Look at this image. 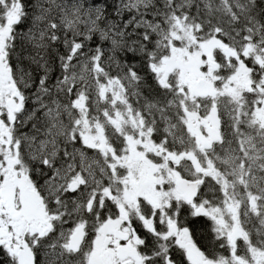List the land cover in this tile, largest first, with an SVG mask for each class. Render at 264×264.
Returning a JSON list of instances; mask_svg holds the SVG:
<instances>
[{"label": "trees", "instance_id": "obj_1", "mask_svg": "<svg viewBox=\"0 0 264 264\" xmlns=\"http://www.w3.org/2000/svg\"><path fill=\"white\" fill-rule=\"evenodd\" d=\"M46 1L43 0V5L47 6L50 11L38 12L30 6L29 19L33 15H44V23L55 20L58 24V34L62 33L65 28L69 31V34L75 33L77 35L88 29H96V35L93 36V39L101 35V30H103L104 33H107L109 41L113 38L117 41L113 46L112 61L102 60L100 62L105 65L104 69L97 65L89 70L88 62L82 61L85 66L77 69L74 79L72 78L71 68L69 69L70 79L66 86L75 83L78 90L82 88L84 91V95L80 99L83 101V106H78L79 100L76 102L79 111L82 113L80 120L87 117L91 122L96 120L102 122L104 119L102 115L106 111V113H111L110 110L118 109L115 112L123 113L124 110L129 109L131 114L139 122H142L145 128L150 129L153 143L163 146L165 151L175 156H181V154L185 156L182 158L181 166L177 168V171L183 178L202 180L196 203H206V206L221 209L228 203L229 199L234 202L241 200V194L236 189L238 187L237 182L232 177L226 178L228 187L225 188L219 180H214L208 175L200 174L197 178L192 174L194 166L186 159V156L194 149L192 146L194 140L186 129V116L181 108L182 105L184 106L182 102L183 95H177L174 86H162L152 64H155L157 60L169 57V47L172 37L176 33L183 39H185V34L188 32L192 35L195 43L192 42L191 44L194 46L192 49H185L193 52L200 43L216 41L221 44L223 46L222 50H216L214 54V61L219 68L217 75L221 77L230 76L234 70L228 66L229 62L223 49H229L231 52L238 54L239 59L243 60L244 65L250 71L249 83L251 89L243 93L238 101H235L238 111L228 113L227 108L232 110L234 108L233 104L229 103L228 98L223 99V106L227 108L219 109L222 146L236 149L235 146L239 144V147L237 146L239 149L236 150L240 151L241 140L244 136H256L261 143L264 142V121L261 124L259 120L257 121L258 118L255 115L257 108L261 106V102L264 100V0H149L147 5L139 11L118 7L117 4L120 0H48V3ZM36 2L38 3L37 0ZM5 11V7H0V13ZM101 11L104 14L99 24H97L94 22V17ZM179 26L184 30L178 32ZM18 31H23V29H18ZM145 36L147 37L146 40ZM30 43H35V41L26 42L20 36H17L15 42L16 53H19L22 57L25 51L34 52L35 49L30 47ZM246 46H252L253 50L245 58L241 52ZM180 47L182 46L180 45ZM127 49H131V51H127ZM117 60H119V64H117ZM125 61L128 65L134 64L141 69L139 83H137L136 77L125 75ZM230 61L233 66L236 59L231 57ZM19 62L25 68L29 67L28 63L22 59ZM51 63L54 65L55 60L52 59ZM145 63L155 73L154 78L149 79L151 74L145 72ZM33 73L36 74L35 68H33ZM94 76L100 77V80H94ZM116 77H119V79ZM81 79H83L84 85H81ZM105 80H107V83L114 81L118 85L123 84L125 86V92H123L125 103L121 107L118 102L114 104V96L111 98V94H108L105 101L101 99L99 89ZM11 85L17 87L16 84ZM18 85L27 98L25 103L28 104L32 98L34 88L26 87L24 80H19ZM120 89L122 91L123 88L120 87ZM66 99L67 97H65ZM193 100L191 97H185V103L190 109L195 107L196 102H202L197 99L194 100L196 102ZM0 111L2 112L0 114V127H6L7 130L14 133L17 140L21 141L20 139L23 137L21 133L25 131H28L29 137H38L42 134V128L39 125L35 130L30 127L28 129L24 128L21 121H23L25 113H20L15 119V123L11 124L6 108L0 107ZM67 111L72 112V109H67ZM72 117L75 118V113H72ZM66 126L58 127L63 131ZM81 129L80 126L77 130L81 131ZM114 133L109 129L106 131V135L111 138L112 143L117 142V136ZM120 140L122 141V137H120ZM25 149L21 153L20 162L22 165L20 167L30 177L33 161L29 159ZM95 153L100 155L98 151ZM0 154L3 155V153ZM85 154H92V152H85ZM207 157H210V155H207ZM195 158L198 161L201 159L198 155ZM5 167L6 158L3 157V160H0V174H3L2 170ZM97 173L100 175V170ZM88 183L90 187H95L96 192L99 190L89 180ZM243 191L245 192L242 188V195L244 194ZM170 202L169 206L164 208L162 212L153 208L146 201L140 200L138 211L132 215L130 225L132 229H136L134 231L136 236L138 237V233L146 229L145 239H151L152 241L151 246L147 249H141L138 246L144 264L145 253L152 255L154 264H163V258L168 254V250L171 249L173 244V237L166 239L168 220L175 222L179 230H184L183 225L190 215H201L195 213L194 206L188 205L180 199H173ZM185 209L188 210L187 213H185ZM154 217L155 219H153ZM142 218L150 221L151 228L146 227ZM204 218L205 225L198 233V236L202 237L200 244L193 243L203 253L206 261L210 263L221 261H225L227 264L231 263L232 258L235 257L232 254L233 247L218 234L215 222L208 217L204 216ZM78 225L83 227L86 225L88 232L92 230V222L90 220L85 221L82 215L79 217V222L75 225V228ZM55 226L58 231L61 227L64 231H68L69 228L67 223L57 220ZM245 226L247 242L244 244L243 250L240 242L236 243L239 248L236 251V257L245 254L248 263L254 264V261L245 251L246 248L251 249L253 252L256 250L257 252L264 251V210L259 215L255 210H251ZM71 232L73 231L65 233V239L62 241L67 245V250H69ZM91 243L92 241L85 240L81 251H84L82 249L88 246L86 249L88 255ZM200 245H203V247ZM180 250L185 255L182 248L177 249V251ZM78 256L79 254L76 257L66 255L62 264H82ZM188 264L190 263L188 262Z\"/></svg>", "mask_w": 264, "mask_h": 264}, {"label": "rangeland", "instance_id": "obj_2", "mask_svg": "<svg viewBox=\"0 0 264 264\" xmlns=\"http://www.w3.org/2000/svg\"><path fill=\"white\" fill-rule=\"evenodd\" d=\"M37 1L43 5V0ZM148 1L120 0L117 6L125 9L126 6L123 4H126L129 8L140 10L147 5ZM46 2L48 3V0ZM51 5L53 4L51 3ZM42 9H39L38 12H44ZM42 16L44 17V15ZM183 30L181 26L178 27V32ZM192 42L195 43V39L189 32L185 34V39L178 36L177 33L174 34L169 47V57L157 60L155 64H152V67L161 85L174 86L176 87V94L183 95L182 102L184 106L182 105L181 108L186 116V129L194 140L192 145L194 149L186 156V159L194 166L192 174L197 178L200 174L208 175L214 180H219L225 188L228 187L226 178L232 177L237 182L238 187L236 189L239 190L238 193L241 194V200L234 202L229 199L228 203L221 209L206 206V203H195L194 211L196 214L212 219L216 224L218 234L228 244H231L234 234L237 233L235 243L240 242L243 250L244 244L247 242L245 223H247L249 212L255 210L259 215L264 210V142L261 143L256 136H244L241 140L240 151L236 150L239 149V144L235 146L236 149H231L229 146L223 147L220 137L219 109L227 108L223 106L222 101L224 98H228L229 103L233 104L234 107L232 110L227 108L228 113L238 111L235 101H238L243 93L251 89L249 83L250 71L244 65L243 60L239 58L232 66L230 61L233 56L232 53L225 54L229 62L228 66L234 70L230 76L221 77L217 75L219 68L214 61V54L216 50H222L223 46L216 41L200 43L193 52L187 50L193 48ZM252 50V46H246L241 53L246 58ZM172 58L182 61L183 66L168 74L165 62ZM257 60L260 61L258 58ZM198 80L212 82L218 90V97L213 100H202V102L193 100L196 105L190 109L185 103V97H191L190 88ZM120 87L123 88L122 91ZM15 91L5 77L4 84L0 86V105L5 107L6 110H8L6 103L12 98ZM10 92L12 95H9ZM123 92H125V86L123 84L118 85L114 81L108 82L99 89V95L103 101L107 99L108 94H111V98L114 96V104L118 102L120 107L125 103ZM79 105L83 106L82 100H79ZM80 108L82 109V107ZM117 110L112 109L110 110L111 113H106V111L103 115L101 114L104 118L102 122L97 120L91 122L85 117L81 120L80 125L85 142L91 148L100 151L104 147L103 152H100V158L96 153L85 154V158L91 161L93 165V169L89 174L90 182L98 190L100 181H102L103 186L97 191H100L101 204L106 203V198L120 209V215L116 220H109L98 228L93 242L94 249L89 257L88 264H102L103 257L106 258L105 247L109 240L113 238V235L116 234L115 232L129 234L134 243L139 244L138 238L132 232L133 229L130 223L124 226V221L132 218V215L138 211L140 200L146 201L153 208L163 212L164 208L169 206L171 200L178 199L175 191V181L181 178V175L177 168L181 166V160L185 156L183 154L175 156L165 151L163 146L151 142L150 131L131 114L129 109L124 110L123 113L115 112ZM255 115L258 118L257 121L259 120L262 124L264 121V100L261 102V106L257 108ZM107 129L112 133L115 130L116 133L122 135L123 144L114 145L110 140L111 138L106 135ZM212 134L214 135V141L210 139ZM8 139H10V142ZM20 140L18 145L14 133L10 130L4 131L0 127V144L4 148L3 150L0 149V153H3V157L6 158V167L2 170L4 180L0 182V212L3 213V217L0 218V236H3L6 241H10L11 236L15 235L23 242L25 234H28L27 236L31 241L36 234L41 235L44 228L52 222L53 217L46 215L40 224L28 228L22 220L20 224L17 223L18 219H14L13 215L11 216L6 209V203H11L15 195L17 197V190L10 169V159L17 163L21 175L30 180L27 172H24L20 167L22 165L20 162L21 153L24 148H26L28 156L34 153L29 151L28 145L31 141H28V145L25 143L28 140L27 137L23 136ZM196 155L200 156V161L195 158ZM207 155H210V157H207ZM99 170L102 177H98L97 171ZM28 186L29 189L35 190L31 180ZM242 188L245 190L243 195ZM142 220L146 227L151 228L150 221L143 218ZM172 223L173 221L169 220L167 222L169 232L166 239L175 237V243L184 248L185 244L190 243V240L181 233L174 236L170 231ZM10 225L12 226L11 233L8 231ZM72 231L71 233H75L74 230ZM64 237L63 234L62 238ZM238 250L236 244L232 251L235 257L232 258V262L229 264H249L245 254L236 257V251ZM245 253L254 261V264L264 263V251L257 252L256 250L253 252L251 249L246 248ZM204 264H227V262H205Z\"/></svg>", "mask_w": 264, "mask_h": 264}, {"label": "snow or ice", "instance_id": "obj_3", "mask_svg": "<svg viewBox=\"0 0 264 264\" xmlns=\"http://www.w3.org/2000/svg\"><path fill=\"white\" fill-rule=\"evenodd\" d=\"M30 6L35 10L43 8L45 12L50 11L36 0H0V7L6 9L4 13H0V86L4 84L5 77L9 83L16 84L15 97L20 105L17 111L25 113L21 121L22 125L25 129L30 127L35 130L38 125L42 128V134L38 137H29L28 131L21 135L28 138L25 141L26 145L29 140L31 141L28 147L34 154L29 156V159L33 161L29 178L41 200L44 201L46 210L57 221L67 223L68 231L74 230L81 215L85 221L90 220L92 230L88 232L86 226V235L91 242L95 239L96 230L101 225L119 217L120 209L106 198V204H101L100 194L95 191L94 186H89L88 177L93 165L85 158V152L95 153L97 149L91 148L85 142L83 131L77 130L81 125L82 113L76 102L84 95V91L82 88L78 90L75 83L66 85L70 79L69 69L71 68L74 79L77 69L85 66L82 61L88 62L89 70L97 65L104 69L105 65L100 62L112 61L113 46L117 41L115 38L109 41L107 33L103 30L101 35L93 39L96 29H88L77 35L69 34L65 28L58 34V24L55 20L44 23L43 16L39 14L29 19ZM103 14V11L99 12L94 17V22L99 24ZM17 36L26 42L35 41L30 43V47L35 51H25L22 57L16 53ZM144 38L147 39L146 36ZM21 59L26 61L29 67L25 68L19 62ZM52 59L55 60L54 65L51 63ZM124 63L125 75L136 77L139 83L141 69L134 64L128 65L127 61ZM33 68L36 69V74L33 73ZM144 70L151 74L149 79L155 77V73L146 63ZM116 78L119 79V77ZM93 79L99 81L100 77L94 76ZM19 80H24L26 87L34 88L28 104L25 103L26 96L19 88ZM80 83L84 85L83 79ZM106 83L107 80L103 81L102 86ZM9 95L12 93L10 92ZM65 97H67L66 100ZM67 109H72V112ZM72 113H75V118L72 117ZM8 119L14 120L11 113L8 114ZM64 125L67 126L61 131L58 126ZM16 143L19 145L20 141L17 140ZM2 148L3 145L0 144V149ZM0 160H3L2 154H0ZM3 180L4 175L0 174V182ZM90 201L93 204L92 208L88 207ZM184 211L187 213L188 210ZM2 217L3 213L0 212V218ZM129 223L131 218L124 221V226ZM204 225L203 215H190L183 227L192 237L193 242L200 244L202 237H199L198 233ZM8 231L12 232L11 225ZM63 231L62 227L57 231L54 223L48 233L36 234L32 242L27 239L21 242L15 235L11 236L10 241H6L3 236H0V264H26L22 258L25 248L31 253V264H62L66 255L76 257L77 254L82 264H88L86 251H81L79 248L69 251L63 242L57 244V239ZM133 231L136 229L134 228ZM146 234V229L138 233V246L141 249H147L152 244L151 239H145ZM127 239L125 237L123 241ZM172 240L173 244L163 258V264H188V257L183 251H177L179 245L175 243V237ZM200 246L203 247V245ZM145 264H154L150 253H145Z\"/></svg>", "mask_w": 264, "mask_h": 264}, {"label": "water", "instance_id": "obj_4", "mask_svg": "<svg viewBox=\"0 0 264 264\" xmlns=\"http://www.w3.org/2000/svg\"><path fill=\"white\" fill-rule=\"evenodd\" d=\"M225 52L229 54L230 50L225 49ZM182 66L183 62L180 60L170 59L166 61L167 73H170L171 71L177 68H181ZM191 94L197 98H215L217 96V91L213 84H211L210 82H207L205 80H199L195 82L191 87ZM8 105L12 109L10 112L12 116H14L15 113H20V111H17V109H19L20 107L19 101L18 104L15 103V101H10L8 102ZM213 137L214 135L212 134V138ZM10 165L12 169L15 168L14 161H10ZM13 174L15 177V185L17 186L20 192V202L22 206V212L20 216H23L28 222L41 219L45 210V205L41 200V197L34 192L28 191L27 181L23 178H18L17 171H14ZM200 184V181H190L183 178L177 179L175 181L176 192L180 195L183 200H185L187 204H193L199 195ZM172 230L173 232H176V226H172ZM184 234L185 236H187V232H184ZM237 235V233L234 234L233 239L231 241L232 245L235 244ZM123 236L125 235H121L122 240L123 238H125ZM82 240L83 233L81 231H78L73 236L72 249H77L80 246ZM124 249L127 251V253L125 254L126 256L133 258L137 262L141 261V258L139 257V254L135 248ZM186 254L191 264H203V259L201 255L193 245L189 244L186 246ZM22 258L25 260L26 264H31V253L27 250V248L24 249V252L22 253Z\"/></svg>", "mask_w": 264, "mask_h": 264}, {"label": "flooded vegetation", "instance_id": "obj_5", "mask_svg": "<svg viewBox=\"0 0 264 264\" xmlns=\"http://www.w3.org/2000/svg\"><path fill=\"white\" fill-rule=\"evenodd\" d=\"M196 99L197 98H194V100H196ZM6 206L10 210V213H13L16 209L18 210L19 207L17 205V197L14 198L12 200V202ZM18 223L20 224V222H18ZM34 224L36 225L39 223H34ZM27 225L31 226V225H33V223L27 224ZM81 229L83 230V233H84V239H83L84 241L82 243V245L84 246L85 240L88 239L87 235H86V225H85V227L82 226ZM45 232H46V230H44L43 233H45ZM115 233L116 234L113 235V238H111L109 240L107 246L105 247L106 258L103 257L102 264H136V262L134 260H132L129 256L125 255L127 253V251L124 248H131L132 246L134 247L136 245V244H134V242L131 238V235L124 233L125 236H123V237L128 238L127 239L128 241L126 242V241H123L121 239V233L122 232L121 233L115 232ZM82 245L79 247V249H81ZM87 248H88V246H87ZM87 248L84 247L82 250L86 251ZM89 249H90V253L88 255L90 257L92 254V251L94 249L93 241H92ZM124 256H126V257H124Z\"/></svg>", "mask_w": 264, "mask_h": 264}, {"label": "bare ground", "instance_id": "obj_6", "mask_svg": "<svg viewBox=\"0 0 264 264\" xmlns=\"http://www.w3.org/2000/svg\"><path fill=\"white\" fill-rule=\"evenodd\" d=\"M47 7V6H46ZM43 10V9H42Z\"/></svg>", "mask_w": 264, "mask_h": 264}]
</instances>
